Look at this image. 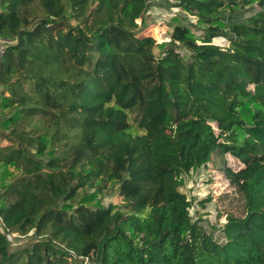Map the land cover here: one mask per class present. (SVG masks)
Masks as SVG:
<instances>
[{
  "label": "trees",
  "instance_id": "trees-1",
  "mask_svg": "<svg viewBox=\"0 0 264 264\" xmlns=\"http://www.w3.org/2000/svg\"><path fill=\"white\" fill-rule=\"evenodd\" d=\"M178 1L208 30L158 57L149 0H0V264H264V0ZM226 153L247 213L215 249L182 176ZM116 187L122 209L86 204Z\"/></svg>",
  "mask_w": 264,
  "mask_h": 264
},
{
  "label": "rangeland",
  "instance_id": "rangeland-1",
  "mask_svg": "<svg viewBox=\"0 0 264 264\" xmlns=\"http://www.w3.org/2000/svg\"><path fill=\"white\" fill-rule=\"evenodd\" d=\"M178 2V0H149V8L144 17L137 19V23L142 29L141 32L156 39L157 45L153 50L158 57L162 56L164 49L172 42V34L176 26L187 27L190 30V35L199 42L204 39L208 30V23L200 20L191 10L178 5ZM241 4L243 6H232L233 11L230 9L223 11L220 14L222 22L215 24L224 30H229L232 24L245 22L258 11L254 1ZM212 42L220 46L228 47L230 45L229 40L223 35L214 37ZM177 46L178 52L186 59L190 58L188 48L180 43H177ZM248 88L256 90L254 84H250ZM212 125L218 132L219 128L215 121H212ZM132 131L137 133V127L134 126ZM139 133L142 132L139 130ZM236 134L238 142H241L243 137L238 131ZM242 165L243 163L230 153L215 154L210 162L191 169L182 176L184 185L181 187V191L186 194L192 204L190 215L200 228L201 240L203 241L206 236L211 238L209 245L215 249L228 240V234L225 231L228 218L230 216L243 217L247 213L242 193L232 183L225 169L229 166L233 170H237ZM6 170L10 171V168H6ZM12 173L16 174L17 172L13 171ZM86 204L91 206L103 204L106 207L122 209L120 205L124 204V201L116 187L113 192H106L102 196L98 195L92 202ZM146 213L147 210L141 211V215H146ZM0 228L2 227L0 226ZM9 236L15 245L29 242L31 234L20 236L16 233H9Z\"/></svg>",
  "mask_w": 264,
  "mask_h": 264
},
{
  "label": "built area",
  "instance_id": "built-area-1",
  "mask_svg": "<svg viewBox=\"0 0 264 264\" xmlns=\"http://www.w3.org/2000/svg\"><path fill=\"white\" fill-rule=\"evenodd\" d=\"M10 43L11 41L9 39L0 36V65H1L2 56Z\"/></svg>",
  "mask_w": 264,
  "mask_h": 264
},
{
  "label": "crops",
  "instance_id": "crops-1",
  "mask_svg": "<svg viewBox=\"0 0 264 264\" xmlns=\"http://www.w3.org/2000/svg\"><path fill=\"white\" fill-rule=\"evenodd\" d=\"M13 170V168H11Z\"/></svg>",
  "mask_w": 264,
  "mask_h": 264
}]
</instances>
